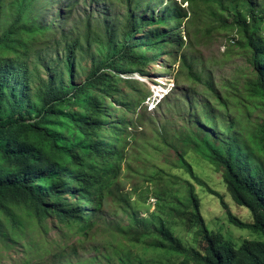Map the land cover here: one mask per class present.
Here are the masks:
<instances>
[{
	"label": "trees",
	"instance_id": "16d2710c",
	"mask_svg": "<svg viewBox=\"0 0 264 264\" xmlns=\"http://www.w3.org/2000/svg\"><path fill=\"white\" fill-rule=\"evenodd\" d=\"M64 2L66 8L59 10L58 19L48 22L49 8ZM182 3H188V10L175 0L166 5L163 0H127L128 17L121 31L110 30L106 24L102 34L89 22L88 31L82 34L78 24H70L71 0H0L1 235L6 236L9 229L16 242L35 227H46L48 220L61 230L89 235L97 213L109 197L120 192L132 140L130 115L146 99L133 103L127 95H121L120 85L132 87L139 83L134 75L144 77L153 59L174 54L169 47L183 48L180 28L186 20L189 25L197 19L198 13L190 15L194 5H206L212 10V27L226 26L223 13L235 14L233 23L240 33L237 45L247 54L254 77L222 81L217 87L212 78L205 80V67L198 69L187 51L182 54L180 71L187 72L188 80L204 84L213 102L201 100L200 111L193 115L203 130L181 137L222 172L233 201L247 208L254 222L236 217L224 197L198 179L185 159L180 160V167L219 199L232 225L264 236V0ZM144 7L153 11L148 19L137 16ZM157 8H163V12L155 17ZM144 29L147 32L141 35ZM51 50H61L59 75L43 83L38 64ZM92 50L98 59L93 57L87 79L78 85H65L63 79L68 76L71 80L77 70L78 56ZM171 92L163 104L170 101ZM188 101L193 105L195 100L188 97ZM115 104L121 110L115 109ZM234 110L242 118L233 115ZM255 113L262 120L254 117ZM160 136L166 148L173 147L164 130H159ZM156 179L165 180L164 185L171 186L172 192L170 196L167 191L156 193L154 204L158 210L152 218L167 210L180 212L183 202L173 191L177 177L154 168L149 182L155 183ZM188 186L201 248L184 247L168 230L159 234L145 231L140 238L148 239L147 249L156 256L144 258L127 247L117 252V264H264V241L250 240L237 247L221 234L211 232L201 215L200 201L191 184ZM121 202L129 209L131 197L125 194ZM135 222H139L137 216ZM164 257L181 259L165 261Z\"/></svg>",
	"mask_w": 264,
	"mask_h": 264
},
{
	"label": "rangeland",
	"instance_id": "374dc122",
	"mask_svg": "<svg viewBox=\"0 0 264 264\" xmlns=\"http://www.w3.org/2000/svg\"><path fill=\"white\" fill-rule=\"evenodd\" d=\"M163 1L165 5L170 2V0ZM175 1L188 10V3L183 4L182 0ZM71 5L73 8L70 24H78L77 28L82 34L88 31L89 22L93 29L102 34L107 30L106 24L111 26L110 30L116 31H121L126 25L127 0H71ZM64 8H66L65 2L59 7L49 8L48 22L58 19L59 10ZM162 12L163 8H157L154 12L155 17L160 16ZM152 13L153 11L144 7L137 11V16L142 15L148 19ZM195 13H198V16L194 23L188 25L186 20L179 30L184 41L183 48L169 47L168 50L173 51L174 54H164L153 59L144 70L145 76L139 75V83L132 84V87L120 85L121 95H127L133 103L146 99L145 103L141 102L137 111L130 115L133 121L130 131L132 140H130L127 162L123 165L120 192L115 197H109L102 210L97 213L94 218L96 224L89 235L83 236L66 229L61 230L48 220L46 227H35L28 231L23 239L15 242L11 239L10 230L7 229L6 236L0 234V264H20L26 259L31 260L30 264H117V252L127 247L141 257H155L156 255L147 249L148 239L140 238V234L145 231L159 234L168 230L184 247L199 250L202 241L198 235L199 227L193 217L194 209L190 199L189 184L200 201L201 215L211 232L221 234L225 240L237 247L250 240L264 241L261 233L232 225L219 199L211 195L206 187L200 186L186 169L180 167V160L185 159L198 179L224 197L236 217L246 223L254 222L251 212L233 201L224 183L222 172L202 159L192 150L191 145L183 142L184 137H181V134L203 130V127L196 124L193 115L200 111L201 100L208 99L213 102L212 95L204 84L188 80L187 72L182 74L180 71L182 54L187 51L190 55L188 58L197 62L194 65L198 69L205 67V80L212 78L217 87H220L222 81L228 82L233 79L243 81L245 77H254L247 62V54H244L237 45L240 33L233 23L235 14L223 13L226 26L217 24L216 27H212L209 25L212 16L210 6L194 5L190 15L194 16ZM172 27L173 25H170L171 29ZM146 32L147 29H144L140 34L144 35ZM262 33L264 34V28ZM60 53L61 50L59 52L51 50L45 60L39 62L38 70L42 82L47 81L52 75L53 78H58ZM176 54L178 56H175ZM93 57L98 59L94 50L80 54L73 78L70 80L66 76L63 79L64 84L83 83L93 67ZM47 62L54 64L50 66ZM159 85H167V90L172 91V96L169 95L171 96L169 102L163 104L162 100V104L154 108L149 96L156 97V92L160 89ZM188 97L192 100L194 98L193 105L188 101ZM114 107L121 110L117 104ZM117 113L120 114L119 111ZM233 115L242 118V114L237 110L233 111ZM261 115L263 118L262 112ZM261 115L255 113L254 117L261 118ZM30 116L34 117L35 114ZM159 130H164L167 138L172 140V148H166L162 144L164 137H159ZM158 148L161 149L160 152ZM154 168L162 169L177 177L173 191H176L183 202L180 212L172 213L167 210L152 218L151 214L158 210L154 204V199H157L156 193L167 191L170 196L172 192L171 186L166 183L164 185L165 180L162 182L156 179L155 183L149 182ZM125 194L131 197L129 209L121 202V197ZM136 216L139 219L138 223L135 222ZM140 221H147V224ZM163 259L177 261L181 258L164 257Z\"/></svg>",
	"mask_w": 264,
	"mask_h": 264
},
{
	"label": "clouds",
	"instance_id": "9594fccd",
	"mask_svg": "<svg viewBox=\"0 0 264 264\" xmlns=\"http://www.w3.org/2000/svg\"><path fill=\"white\" fill-rule=\"evenodd\" d=\"M134 78L140 79V76L136 74V75H134ZM155 85H157V84H155ZM158 87H160V89H158V91L156 92V97L152 96L150 99V101H153L152 104L154 105V108L156 107V105H158L160 102H162V100L164 99V97L166 95H168L170 93V91L167 90V85H165V86L159 85Z\"/></svg>",
	"mask_w": 264,
	"mask_h": 264
}]
</instances>
